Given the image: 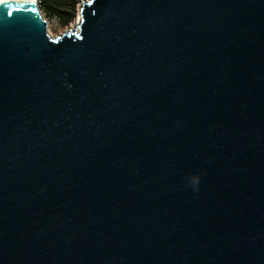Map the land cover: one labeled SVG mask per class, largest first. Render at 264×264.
Instances as JSON below:
<instances>
[{"label": "water", "instance_id": "95a60500", "mask_svg": "<svg viewBox=\"0 0 264 264\" xmlns=\"http://www.w3.org/2000/svg\"><path fill=\"white\" fill-rule=\"evenodd\" d=\"M79 18L0 0V264H264V0Z\"/></svg>", "mask_w": 264, "mask_h": 264}, {"label": "trees", "instance_id": "16d2710c", "mask_svg": "<svg viewBox=\"0 0 264 264\" xmlns=\"http://www.w3.org/2000/svg\"><path fill=\"white\" fill-rule=\"evenodd\" d=\"M76 0H40L39 9L48 17L56 18L61 27L67 26L74 17Z\"/></svg>", "mask_w": 264, "mask_h": 264}, {"label": "rangeland", "instance_id": "374dc122", "mask_svg": "<svg viewBox=\"0 0 264 264\" xmlns=\"http://www.w3.org/2000/svg\"><path fill=\"white\" fill-rule=\"evenodd\" d=\"M76 1L77 2L75 5V10H74V17L71 20V22L65 27H61L56 18H50L45 13H43V11H40L41 17L46 22L47 31H48L49 35H51V37H55V36L63 34L67 30V28L68 29L73 28L74 25L77 23V20L80 19L79 18V9L81 7L82 0H76Z\"/></svg>", "mask_w": 264, "mask_h": 264}, {"label": "bare ground", "instance_id": "6f19581e", "mask_svg": "<svg viewBox=\"0 0 264 264\" xmlns=\"http://www.w3.org/2000/svg\"><path fill=\"white\" fill-rule=\"evenodd\" d=\"M37 2H38V0H35V3H37ZM79 20L80 19L77 20V23L74 26H76L78 24Z\"/></svg>", "mask_w": 264, "mask_h": 264}, {"label": "built area", "instance_id": "2783aa9c", "mask_svg": "<svg viewBox=\"0 0 264 264\" xmlns=\"http://www.w3.org/2000/svg\"><path fill=\"white\" fill-rule=\"evenodd\" d=\"M39 2H40V0H38V2H37V3L39 4Z\"/></svg>", "mask_w": 264, "mask_h": 264}]
</instances>
